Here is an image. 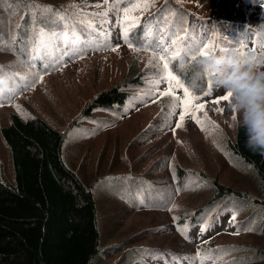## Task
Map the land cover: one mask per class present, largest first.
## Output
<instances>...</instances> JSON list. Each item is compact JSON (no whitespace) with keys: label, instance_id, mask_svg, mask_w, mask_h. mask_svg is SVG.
I'll use <instances>...</instances> for the list:
<instances>
[{"label":"rangeland","instance_id":"374dc122","mask_svg":"<svg viewBox=\"0 0 264 264\" xmlns=\"http://www.w3.org/2000/svg\"><path fill=\"white\" fill-rule=\"evenodd\" d=\"M61 1L60 7L69 10L67 13L77 17L78 21H91L94 25L91 28L107 43L97 48L92 36L88 37L86 42L92 48L91 53L80 58L77 45L84 41L82 36L76 35L69 40L74 48L68 50L65 47L68 37L58 32L55 43L60 40L63 47L45 52L36 46L37 55L44 53L53 58L58 53L60 58L53 63L56 67L53 72L37 78L33 68L1 50L0 62L27 78L20 82L23 90L14 99L7 98L13 96L12 92L3 94L0 130L9 124L11 114L22 119L40 117L66 132L65 160L87 185L101 178L99 182L103 184L105 181L110 183V178L125 180L116 188L97 184L94 189L103 249L99 264H141V261L144 264H192L191 260L174 262L172 255L166 253L193 257L198 251L213 257L206 264H213V260L215 264H264L263 213H252L253 209L242 207L235 211L236 220L232 223L233 211L222 209V212L220 201L212 202L211 180L260 196L253 170L236 160L226 147L227 140L235 138L237 129L238 116L230 107L231 99L223 100L226 93L214 86L210 95L187 105L177 87L171 96L161 95L169 92V85L162 79L157 61L151 54L134 51L121 38L123 30L117 21L123 17V9L130 7L128 0H120L119 14L117 9L110 7L115 0L107 3L104 0L49 2ZM187 11L204 18L194 19L196 25L186 29L191 34V44L203 42L204 48L219 45L213 50L218 51L239 48L238 42L242 41L244 52L255 49L264 53L260 47L264 42V29L261 28L264 25V0H155L154 6L147 11L132 13L142 23L129 34L153 36L169 50L174 47L173 41L181 47L180 35L185 30L181 14ZM103 12H107V17L98 15ZM14 26L17 28V22ZM165 31L168 33L162 36ZM167 41L170 44H166ZM41 65L44 70L52 67ZM136 66L151 74L148 79L151 85L155 80H161L155 92L151 86L133 91L148 96V102L123 115L98 111L94 113L95 119H80V110L86 100L121 83L128 69L135 70ZM17 80H13L10 89H15ZM174 97L179 100L181 97L183 101L176 108V114L168 117ZM217 100L220 102L216 103ZM192 111L206 125L205 130L190 118ZM180 115L185 117L183 127L176 128ZM180 170H190L192 177L180 181L179 174L183 172ZM12 177L11 156L0 134V178ZM181 182L184 186L179 190L183 191L178 192L176 186ZM139 191L151 205L143 207ZM131 192L134 197L129 194ZM198 209L216 210L218 217L207 231L201 232V227L197 226L186 239L177 225L184 226ZM136 254H145V257ZM158 254H163V258L154 259L153 256Z\"/></svg>","mask_w":264,"mask_h":264},{"label":"trees","instance_id":"16d2710c","mask_svg":"<svg viewBox=\"0 0 264 264\" xmlns=\"http://www.w3.org/2000/svg\"><path fill=\"white\" fill-rule=\"evenodd\" d=\"M49 1L31 0L32 4L51 7L52 11L45 13V17L50 19H45L38 12L33 16L28 14L29 0L22 3L0 0V41L7 46L2 50L4 54L14 56L20 63L27 60L38 33L43 31H76L84 39L97 36V41H100L99 35L86 25V21H78L77 17L67 13L69 10L64 11L60 7L62 1ZM181 16V23L187 30L196 25L194 19H202L188 11ZM182 55L184 57L185 51ZM187 58L185 66L193 65L195 59L191 60V53ZM0 66L3 67L0 75L14 73L8 64L0 62ZM134 69H128L121 83L86 100L80 110V119H95L94 113L98 111L121 113L133 94L138 93L134 90L150 87L145 83L146 73L137 66ZM175 76L199 98L207 91L208 81L201 89L191 90L182 68L176 70ZM65 133L40 117L22 119L16 114H11L9 124L0 130L13 168L11 179L0 178V264H99L103 256L94 189L97 184L116 188L125 180L110 178V183L105 181L103 184L99 182L101 178L87 185L65 160ZM246 140L245 128L237 127L235 138L227 140L226 147L236 160L253 170L260 196L211 180L214 190L212 202L220 201V210L229 207L236 211L243 207L264 215V154L250 150ZM180 171H183L179 174L180 181L192 177L190 170ZM183 186L181 182L176 187L183 189ZM129 194L134 197L133 192ZM205 214L204 209L196 210L186 224H194ZM136 256L145 257V254Z\"/></svg>","mask_w":264,"mask_h":264},{"label":"clouds","instance_id":"9594fccd","mask_svg":"<svg viewBox=\"0 0 264 264\" xmlns=\"http://www.w3.org/2000/svg\"><path fill=\"white\" fill-rule=\"evenodd\" d=\"M181 68L191 90L201 89L210 79L216 89L231 93L230 107L238 116L236 126L246 130V146L264 154V53L229 47L200 55L193 65ZM12 84L11 74L0 75V91Z\"/></svg>","mask_w":264,"mask_h":264},{"label":"snow or ice","instance_id":"6c2138e0","mask_svg":"<svg viewBox=\"0 0 264 264\" xmlns=\"http://www.w3.org/2000/svg\"><path fill=\"white\" fill-rule=\"evenodd\" d=\"M5 2H7V0H5ZM18 3H22L23 0H17ZM105 3L108 2V0H104ZM128 3L130 5V7H126L123 9L124 15L122 18L118 19V25L122 28V36L121 38L123 39V41L125 43H127L129 45V47L133 48L134 51H140L141 48H143L144 50H148L149 48L153 49V53H152V59L157 61V67L160 68V75L162 77L163 80L167 81L168 85H169V92L168 93H160L161 95H172L175 91L176 87H180L183 88V92H184V104L187 105L189 102L193 101V100H197L199 99V97L195 96L193 93L190 92V90L185 87L180 80L172 74V72L169 69V64L171 62V59L176 58V57H180V46L176 41H173L172 44L174 45L173 48H171V50H169L167 45H162V44H155L153 45H149L146 43L145 40H139L137 41V43H139L140 47H133V41L134 38H130L129 37V32L139 23V17L132 15V13L137 12V11H147L149 8L154 6L155 0H128ZM99 6V5H97ZM75 7V6H73ZM111 8H115L117 9V14H119L120 9V0H115V2L110 6ZM52 9L50 6H45V5H35L31 3V0H29V7H28V14L30 16L35 15L37 12L39 13V15L42 18L45 19H50V17H45V13L47 12H51ZM80 15H83V13H81ZM101 17H107V12H103L98 14ZM67 17H62V19H66ZM84 22V21H81ZM88 26L89 27H94V25L91 24V21H87ZM57 37L56 34L53 33L51 36H48V34L43 33V32H39L38 33V38H37V49L38 50H44L45 52H49V50L54 51L55 48L57 47L55 41H56ZM12 43H15V35H12ZM239 43V49L244 52V43L238 42ZM7 47L6 45H4L3 41H0V50H4V48ZM216 47H219V45H211L208 48H204L203 47V42L200 45H194L193 48H186L185 49V55L184 57L180 58V62L181 64L183 63L184 59H186L188 57V53H192V59H195V55L196 53H199L200 55L203 54H208L210 52H212ZM260 47L262 50H264V42H262L260 44ZM195 49V51L193 50ZM203 49V50H201ZM115 50V49H113ZM164 53V55H157L156 53ZM79 54V53H77ZM58 59V58H57ZM152 62V60H150V63ZM30 63V61H29ZM3 70V67L0 66V71ZM13 77H17L18 80L16 81V88L15 89H7L4 91H0V106H2V100H3V94L7 91V92H12L13 96L11 97H7L8 99H14L15 95L19 94V91H22L23 89L20 87V82L24 81L26 79V77L24 76H20L19 73H13L12 74ZM40 79L42 80V77H40ZM161 80H155L152 85H151V90L153 92H155L158 88H159V84H160ZM212 81L209 79L208 80V91L205 93L207 95L211 94V89H212ZM231 96V93H228L226 95H224L222 97L223 100H229ZM220 101L217 100L216 103H219ZM181 101L177 98H173L172 103L169 105L170 107V111L167 113V116L170 117L172 115L176 114V108L180 106ZM18 110L19 106H16ZM201 107H203L201 105ZM222 111V109L220 110ZM205 117L207 116V114H204ZM184 116L180 115L179 116V121L180 123H177L175 125L176 128H180L183 127V121H184ZM191 119H195L197 124H199L201 126L202 130L206 129V125L196 117V113L195 111H192ZM233 119H235V117H233ZM209 123H211L209 121ZM167 127L171 128L172 125L171 124H167ZM214 127H217L214 125ZM199 186V185H197ZM229 211H231V209H229ZM174 220L177 219L176 217L173 218ZM236 220V214L235 212H233V214L230 217V222L234 223ZM208 225H203L200 229L201 232H205L208 230ZM177 229L180 231V234L182 236H184L186 239L187 237V229L186 226H180L177 225ZM239 234V233H236ZM220 251H227V250H220ZM149 255H152L150 252L148 253ZM154 259H162L163 258V254H158L153 256ZM172 259L174 262H178L180 260H191L192 264H206V262L210 259H213V257L207 253H201L200 251H198L195 256L193 257H178L175 254H172ZM141 264H144L143 261H141ZM213 264H215V260H213Z\"/></svg>","mask_w":264,"mask_h":264}]
</instances>
